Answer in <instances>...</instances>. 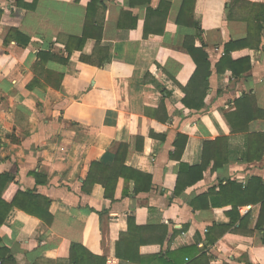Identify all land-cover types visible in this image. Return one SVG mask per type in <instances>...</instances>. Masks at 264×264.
<instances>
[{
    "label": "crops",
    "instance_id": "0c3cea01",
    "mask_svg": "<svg viewBox=\"0 0 264 264\" xmlns=\"http://www.w3.org/2000/svg\"><path fill=\"white\" fill-rule=\"evenodd\" d=\"M89 1L38 0L35 9H27L17 0H0V176L14 179L9 185L0 180V259L264 264V230L258 226L264 137L249 138L264 135V30L259 47L252 40L219 64L226 44L249 34L248 3L264 0H197L201 31L177 23L184 0H151L145 6L101 0L94 18L104 23L103 37L87 39L80 49L70 38L83 35ZM161 4L168 11L165 31L145 37L147 6L156 10ZM16 29L29 44L14 38ZM187 35H197L196 46L204 44L211 62L200 110L184 103L183 87L196 70L183 46ZM40 52L55 57L42 63ZM240 62L251 67L234 74L229 66ZM188 99L199 103L200 90ZM239 107L244 110L239 122L248 131H235L227 119ZM179 134L188 137L181 160L172 157ZM206 142L208 153L225 163L213 169L212 160L203 179L177 195L180 172L202 163ZM122 144L124 166L118 164L121 174L107 188V176L93 164L117 165ZM137 173L151 176L149 190H136L147 187ZM26 191L52 201L50 223L21 207L33 205L19 194ZM123 236L126 259L116 254ZM73 244L85 249L73 254Z\"/></svg>",
    "mask_w": 264,
    "mask_h": 264
},
{
    "label": "trees",
    "instance_id": "16d2710c",
    "mask_svg": "<svg viewBox=\"0 0 264 264\" xmlns=\"http://www.w3.org/2000/svg\"><path fill=\"white\" fill-rule=\"evenodd\" d=\"M37 2H38V0H34L33 3H28V2H26V0H17L16 3L19 7H23V8H27V9H35V7L37 6ZM150 2H151V0H130L131 6H137V5L145 6V5L150 4ZM163 4H164V2H163ZM196 4H197V0H184L182 7L180 9V12L178 14L177 23L179 25L194 27L195 29H198V31H201L200 23L197 22V20L195 19ZM163 6L164 5L161 4L160 7L156 10L152 9L150 6H147V17H146V21H145V30H144L145 37H148L151 33H159L160 35H163V33L165 31V23H166L167 16H168V11L167 10L164 11ZM100 7H103V3L101 0H91L88 2V13H87V19L85 22V26H84L83 35L79 38L78 37H73V38L71 37L70 38L71 40H75L77 42L78 48L82 49L86 40L89 38L96 39L98 42L101 41V39L103 37L104 23H103V21H99L96 18H94V16L97 15ZM248 10H249V15H247L246 18H247V21L249 24L250 31H249L247 38L237 40V41H231V42L227 43L225 46V55L223 56V59L220 61V63H219L220 65L228 62L231 59V53L235 49L241 48V47L252 46V43H253L252 40H257V42H258L257 47H259V44L261 43L262 32L264 30V3H259V4L248 3ZM250 13H253L252 15L254 17H252V15H250ZM2 15H3V10L0 9V19H1ZM127 15L130 16L129 13H127ZM161 22L163 23V25L160 28H155V27L151 28L150 27V23H153V24L157 23L159 26V24ZM136 24H137V18L134 19V22L132 23L131 27H135ZM13 36L18 42L24 43L25 45L29 44V42H30V38L25 36L21 32H19V30H17V29L13 30ZM196 37H197V35H187L185 38L184 44H183L184 48L187 50V52L193 58V60L196 64V70H195L194 75L192 76V78H191L190 82L187 84V86L183 87V89L187 94V98L184 99L185 105L191 109L200 110L205 105L204 100H205V97L207 96V92L209 89V77L211 76V62L209 60V54L206 51L204 44L202 46H196V39H197ZM66 48L70 50V45H67ZM69 52H71V51H69ZM49 57L54 58L55 56L51 53H46V52H40V54H39V58H41L42 63H45ZM237 64L241 65V68L238 69L236 67ZM37 66H43V65L41 63H38ZM229 67L232 69L234 74L240 75V74L244 73L245 71H248L249 68L251 67V65L249 64L247 66H242V62H240V63H234V65H230ZM158 86L161 89V91H163V92L166 91L164 87H162L160 85H158ZM195 90L197 92L200 90L201 101L199 103L192 104V101L195 100L194 94L191 97L192 101H190L188 99V95L190 94V92H192V91L194 92ZM196 97H198V96H196ZM246 98L248 99V97H246ZM240 104H241L240 102H237V105H240ZM238 109H239V111L236 113L227 114L226 115L227 119L231 123V125L235 131H238V130L239 131H248V127L247 126L245 128L242 127V125L239 122L241 120L240 117L244 116V110H242L241 107H239ZM248 121H249V119H248ZM254 137H264V135H257V136L252 135L249 138L252 139ZM187 139H188V137L186 135L179 134V136L177 137V140L175 142L176 150H175V154L172 155L173 158H175L177 160H181L183 152H184L185 147H186ZM216 143L217 142H213V146ZM207 144H208V142H206V144H205L202 163L200 165H197V166H187L186 171L180 172L178 180H177L176 191H175V193L177 195H180L188 187H190V186L196 184L197 182H199L200 180H202L204 177V173L208 169L212 160H214L213 169H216L225 163L223 161H220V157H221L220 155L215 156L214 153H212L210 150L208 153ZM1 145H2V140L0 139V147H1ZM126 155H127V145L122 144L120 146V149H119V152L117 155V160H116L117 165L114 164V166L108 167V166L98 164V163L93 164V165H95V168H94L95 171L100 170V172L102 174H105L107 176V180L104 181V185L107 188H108L107 183L110 182V179H112V177H114V176L117 179L118 176L121 174L118 171V164L121 163V167L124 166ZM114 167H116V168L114 169ZM137 174L139 175V178H141V180H143V182L147 181V187L146 188H142V187L138 188L137 187L136 190L137 191H142L143 189L149 190L151 187V180H152L151 176L146 175V174H142V173H137ZM34 175L38 179V175L36 173H34ZM0 180H5V183L7 181L8 185L11 184L12 182H14L13 177H11L9 174L1 175ZM38 181L42 182L39 179H38ZM6 184L1 187V193H3V191H5ZM230 185L233 186L234 184L229 183V186ZM228 188L221 187V189L223 191L228 189ZM19 194H22L24 196V198H26V199L29 198L30 201L33 202L32 203L33 205L31 208L28 206H22L21 205V207H23V209H25L28 213H30L32 215L40 216L43 219V221L50 223L49 219L46 217V215L47 216L49 215V207L52 203V201L49 198L44 197V196L39 195V194H34L33 191H26V192H21V193L19 192ZM109 195L110 194L107 193V196H109ZM258 201L261 203L260 222H259L258 226L262 230H264V188H262V190H261V195L258 196ZM38 209H40V210L42 209L45 213L38 211ZM131 222H132V220H131ZM0 223H3V220H0ZM122 241H124V236L117 243L116 254L119 258L126 259L125 254L122 253V249L120 248V246L122 245ZM80 249H85V248L81 244H73L72 245L73 254H74V252L76 253V251H78ZM80 259H81L80 257L73 256L72 263L78 264V263H80ZM103 261L105 262V259Z\"/></svg>",
    "mask_w": 264,
    "mask_h": 264
},
{
    "label": "built area",
    "instance_id": "2783aa9c",
    "mask_svg": "<svg viewBox=\"0 0 264 264\" xmlns=\"http://www.w3.org/2000/svg\"><path fill=\"white\" fill-rule=\"evenodd\" d=\"M251 207H252V206H250V205L247 206V207H246V210H247V209H250ZM0 264H4V263H3V260H1V259H0Z\"/></svg>",
    "mask_w": 264,
    "mask_h": 264
}]
</instances>
